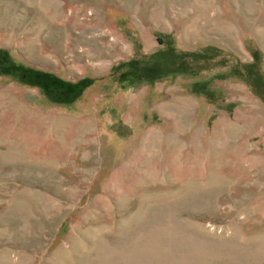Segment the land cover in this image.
Segmentation results:
<instances>
[{
  "label": "rangeland",
  "instance_id": "rangeland-1",
  "mask_svg": "<svg viewBox=\"0 0 264 264\" xmlns=\"http://www.w3.org/2000/svg\"><path fill=\"white\" fill-rule=\"evenodd\" d=\"M0 264H264V0H0Z\"/></svg>",
  "mask_w": 264,
  "mask_h": 264
},
{
  "label": "trees",
  "instance_id": "trees-1",
  "mask_svg": "<svg viewBox=\"0 0 264 264\" xmlns=\"http://www.w3.org/2000/svg\"><path fill=\"white\" fill-rule=\"evenodd\" d=\"M153 67V66H152ZM152 69H156V75H150L152 77V79L154 78H157L158 76L162 75V71H166L169 72V73H175L177 72L173 65H166L165 67H160V66H154V68ZM150 68H145L143 71V78L144 76L148 79H150L151 77L147 74H151V71L152 70ZM146 71H149L150 73L146 72ZM4 74H8V75H12V76H15V77H19L20 76V73H19V70L14 68V69H11V70H8V71H3ZM153 73H155L153 71ZM147 75V76H146ZM30 78H37V79H40L41 81H39V84H33V85H39L41 88H43L45 91H47L50 86V81H52L53 83L54 82H58L63 84V86H65L66 90H68L70 92V98H69V101L68 102H73L76 98H78L79 96H81V94L83 93V91L85 90L86 88V83L84 82H79L77 84H66V83H63L62 81H57V79L55 78H51L48 77V76H44V75H40L39 73H26V74H22V79L27 81L30 79ZM48 84V85H47ZM52 85V84H50ZM49 91V90H48Z\"/></svg>",
  "mask_w": 264,
  "mask_h": 264
}]
</instances>
